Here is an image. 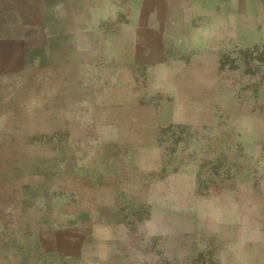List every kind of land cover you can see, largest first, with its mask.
<instances>
[{"label": "crops", "instance_id": "1", "mask_svg": "<svg viewBox=\"0 0 264 264\" xmlns=\"http://www.w3.org/2000/svg\"><path fill=\"white\" fill-rule=\"evenodd\" d=\"M53 94L76 113L52 185L24 144ZM0 143V264H135L143 224L264 264V0H0Z\"/></svg>", "mask_w": 264, "mask_h": 264}, {"label": "rangeland", "instance_id": "2", "mask_svg": "<svg viewBox=\"0 0 264 264\" xmlns=\"http://www.w3.org/2000/svg\"><path fill=\"white\" fill-rule=\"evenodd\" d=\"M244 55L246 57H248L247 55H249V54H244ZM55 81H57V80H54V82ZM134 81L137 82V80H134ZM51 82H52V80L50 79L49 80L50 86H52ZM67 86L70 88H73L74 83L68 81ZM57 97L58 96L53 94V96H51V97L49 96V99H47L48 101L46 102L48 105L50 104L48 109L45 111V114L49 115V118H50L49 125L43 126L42 122L36 123V129H40L39 130L40 132H38L39 133L38 135H40V137H38V135H36L35 139L31 138L30 141L28 140V143L26 142L24 144L25 153H31L32 150L30 147L33 145V143L37 142L36 140H39V138L41 139V136H44V138H42V139H44V141L41 140L39 142V144L41 147H45L46 149L48 148V150H50V156L51 157H49V159L46 158L47 161H45V162H46V165H48V163H49L51 166V182H52V185L55 184L53 182V180L55 177H57V176H54V170L56 171V173L59 172L58 167L60 166V164L61 165L65 164L66 159H64V158L68 157L70 151L75 150V144L72 143L69 139L68 127H66V131L65 130L62 131L63 126L59 127V125H58L59 121L63 115H65L67 118L66 124H69L70 122L74 121L76 111L71 110V108H72L71 103H74L75 97L74 96H67V105L68 106H67V109L65 111H60L54 107V106H57V103L59 104ZM36 113L42 114L44 112L37 111ZM23 129H24V127H23ZM43 130H44V134L42 133ZM12 144H9V145L12 146ZM42 144L44 146H42ZM86 146L83 148V150L92 149L89 146V144H86ZM107 146H108V151L113 154L112 155L113 160L111 159L110 161H113V162L119 161L121 163L123 160L122 159L123 152H122L121 148L115 143L108 144ZM10 149L11 148L7 147L5 144L0 143V155L5 153L6 151L8 152ZM40 149L41 148H39L38 150L36 149L35 154L37 152H39ZM168 149H169V147H168ZM80 150H81V148L78 147L77 151H80ZM3 165H6V167H7V164H3ZM3 165H0V172L4 170ZM117 168H115V169H117ZM0 175H1V173H0ZM99 179H101L100 176H98L97 180H99ZM1 186L5 187V184H2ZM118 207H120V214L122 211V213H124L126 215V209L123 210L124 208H121V206H118ZM134 208H135L134 209L135 210V216L137 218L139 210L137 207H134ZM139 225L140 224L137 221L132 220V223H131L132 228L138 229ZM142 230L145 232L147 237L144 238L143 240H141V242H142V243L140 242L141 246L138 245V243H137L138 240L134 241V238L131 240L132 247H134L133 244H135V246L138 249H140L139 253L137 251V252H133L130 255L132 262L135 264H145V263L146 264H190V263H194V264H217L220 260V256L214 248L213 249L212 248L206 249L203 247V245L205 243L198 242L197 240H194L189 245V247L186 248L188 251H184L183 254L172 253L171 251H169V249L171 247H174V246L171 244L170 240L159 239V238L154 237L155 228H154L153 224H150V225L148 224L147 226H145V224H143ZM142 245H143V247H142ZM34 258H35V262H37L35 255H34ZM261 258L264 260V256H261ZM27 263L30 264V256L28 258Z\"/></svg>", "mask_w": 264, "mask_h": 264}]
</instances>
